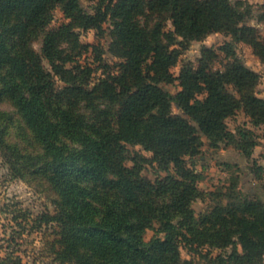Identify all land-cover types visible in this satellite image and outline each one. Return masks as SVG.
Returning a JSON list of instances; mask_svg holds the SVG:
<instances>
[{
	"label": "trees",
	"instance_id": "16d2710c",
	"mask_svg": "<svg viewBox=\"0 0 264 264\" xmlns=\"http://www.w3.org/2000/svg\"><path fill=\"white\" fill-rule=\"evenodd\" d=\"M243 1L231 0H97L92 11L82 0H0V95L14 102L23 121L35 134L53 169L51 180L61 199V212L32 219L17 207L8 219L15 228L8 244H0V264H24L17 237L43 223L58 221L63 233L53 243L55 259L60 264H85L83 253L98 264H195L183 259L181 248L202 255L201 248L233 247L226 258H211L212 264L264 263V201L250 198L234 184L226 202L217 200L205 213L196 216L193 203L204 199L199 188L201 172L188 165V158L201 156L204 137L209 145L222 143L240 151L247 159L257 145L250 128L228 129L227 119L242 111L253 126L264 125V98L257 94L261 75L249 68L232 49L225 46L229 62L224 69L213 64L219 54L203 47L198 67L185 64L179 76L172 67L182 52L194 41H203L213 33H225L234 41L250 44L264 63V40L258 28L245 23L250 11ZM62 7L66 19L47 31L42 55L29 51L13 52L7 33L25 39L34 31L45 30ZM264 7V6H263ZM147 13H167L173 31L168 43L161 41L163 22L149 32L141 18ZM113 23L114 39L110 53L121 60L119 70L103 63L104 50L99 44H81L77 28L94 30L102 38L104 24ZM264 23V12L259 17ZM64 41L77 45V55L90 51L101 64L103 76L94 89L88 87L98 68L83 65L62 48ZM171 46H177L170 48ZM48 60V71L42 60ZM73 64L68 68L67 64ZM6 69L2 72V69ZM67 86L55 90L54 76ZM179 81L176 95L162 83ZM112 100H120L115 114L117 128L98 137L81 129L84 125L67 109L51 116L50 102L62 97L69 106L81 99L92 101L94 91ZM181 111L173 112V105ZM70 139L72 145L65 142ZM128 145H140L152 153V162L166 171L163 179L152 182L142 175L146 158L131 156ZM0 151L17 175L23 156L0 136ZM142 159L143 161H141ZM133 165L128 166L127 161ZM226 163V167H231ZM83 180L103 181L105 197L84 186ZM157 196L170 198V212L161 211ZM222 197L221 195H219ZM95 201L100 204H96ZM15 206L18 204H14ZM10 205H7V208ZM154 220L160 222L164 237L144 239V232ZM4 226V224H1ZM239 246L241 250H239ZM208 257V256H207Z\"/></svg>",
	"mask_w": 264,
	"mask_h": 264
},
{
	"label": "rangeland",
	"instance_id": "374dc122",
	"mask_svg": "<svg viewBox=\"0 0 264 264\" xmlns=\"http://www.w3.org/2000/svg\"><path fill=\"white\" fill-rule=\"evenodd\" d=\"M238 1L240 0H231L234 4ZM241 1L244 2L241 6L246 7L250 11L245 23L258 28L261 40H264V23L259 22V17L264 12V0ZM96 3L97 0H82L83 7L89 11L93 10ZM54 14V20L50 26L45 30L30 33L25 39H20L10 32L7 33L8 44L13 52L26 55L27 52L34 51L42 55L43 40L47 31L60 26L64 22H69L61 6L56 8ZM141 21L149 32L154 30L156 22L162 21L163 31L160 38L164 44L168 43L167 34L173 31L174 28L167 13H147L145 17L141 18ZM104 27L106 33L102 38H98L94 30L84 31L77 28L76 32L79 34L81 44H99L100 48L104 50L102 64H108L113 67V71H118L119 69L115 65L121 60L115 58L109 51L114 39L112 21H107ZM206 46L214 49L219 54V58L213 64L215 70L224 69L229 62V58L223 48L225 46L228 49L232 48L249 68L261 75L257 94L264 98V63L256 55L254 48L250 44L244 41L236 42L229 34L218 32L209 35L203 41H194L187 50L182 52L177 65L172 67L174 75L176 77L179 76L182 67L187 63L198 67L202 57V49ZM175 47L177 46H171L170 48ZM62 48L66 52L76 55V60L83 65L98 68L101 64L94 59L91 49L83 53V55H77V45L70 41H64ZM42 63L48 71H52L48 60L43 59ZM72 66V63L67 64L68 68H72ZM5 70L4 68L1 71L5 72ZM102 76L103 69H96L92 77V83L88 88L90 90L94 89ZM54 79L55 90L58 92L67 86V83L60 76L55 75ZM161 86L173 95H176L181 90L178 80L173 83H162ZM50 104L52 117L57 118L56 114L59 109H68L75 118L81 120L84 125L81 129L91 136L98 137L117 128L115 114L120 108V100L103 97L98 90L94 91V99L92 101L81 99L74 105L69 106L64 96H57L54 97ZM173 112L175 114L181 113L175 104L173 105ZM227 125L228 129L233 132L239 130V128L254 130L257 145L253 148L252 157L247 159L240 151L232 147L230 149L225 148V152L222 151L224 143L219 148L211 147L205 138L201 156L187 159L188 165L193 166L204 176V179L198 184L199 188L205 192L204 199H198L193 203L196 216L210 210L219 199L226 202L225 196L230 193V188L234 184L237 190L244 195L250 198H261L264 201V125L253 126L249 117L242 111L227 119ZM0 136L9 145L16 147L23 156L22 163L18 165L20 173L23 175H17L11 170L10 165L6 163L4 152L0 151V244L6 246L8 244L7 240H11L14 235L17 236L14 231L18 227H13L8 221L13 216L12 210L19 207L25 212H29L32 219L41 217L44 214L54 216L61 212L62 199L51 180L53 169L49 159L43 154V147L35 138L32 130L23 121L14 102L6 95H0ZM64 140L69 146L72 145L70 139L65 138ZM128 148L131 156L139 155L146 158L147 162H144L142 175L152 182L163 179L169 173L175 174L173 169L170 172H166L158 164L153 163L151 161L152 153L144 150L142 146L128 145ZM226 149L227 151L229 150L230 155H228ZM221 154H224L223 159L225 156H227L225 159L230 156L231 163L221 162L223 160L220 157ZM140 160L143 161L142 159ZM226 163L227 165L231 164V167H226ZM126 164L132 166L133 162L129 160ZM81 183L96 192L98 191L97 193L109 197L110 200L114 199L108 193L103 181L83 180ZM155 198L161 211L169 212L174 218L175 215L170 212L171 210L168 206L170 198L165 196H157ZM95 203L100 204V201H95ZM14 204L18 205L15 206ZM7 205H10V207L7 208ZM1 224H4V226ZM160 228V222L154 220L152 226L145 230L144 239L150 241L155 237L163 238L164 233L161 232ZM63 231V227L58 221H49L43 223L38 229L26 230L21 237H17L18 244L13 242V246L20 250L19 254L22 256L24 264H60L55 259L52 248L54 240L59 238ZM239 250H241L240 246ZM201 251L202 255L190 253L186 248H181L182 258L191 259L195 264H212L211 258H216L217 256L226 258L233 251V247L221 250L203 246ZM0 252L4 254L3 251ZM83 255L85 264H98L97 259L91 257L89 253L84 252ZM220 264L230 263L221 262Z\"/></svg>",
	"mask_w": 264,
	"mask_h": 264
},
{
	"label": "crops",
	"instance_id": "0c3cea01",
	"mask_svg": "<svg viewBox=\"0 0 264 264\" xmlns=\"http://www.w3.org/2000/svg\"><path fill=\"white\" fill-rule=\"evenodd\" d=\"M206 139H207V138H206ZM204 141H205V137H204ZM231 147H232V146H230V145H226V144H225L224 147L222 148V151L225 152V148L230 149ZM232 148H234V147H232ZM234 149H235V148H234ZM226 151H227V149H226ZM228 151H229V150H228ZM228 151H227V152H228ZM222 153H223V152H222ZM223 155H224V154H221V155H220V157H221L222 159H223ZM228 155H230V152H228ZM226 157H227V156H225V158H226ZM228 157H229L228 159H225V158H224L225 160L223 159V160H221V162H224V163H225V162H230V156H228ZM230 163H231V162H230Z\"/></svg>",
	"mask_w": 264,
	"mask_h": 264
}]
</instances>
